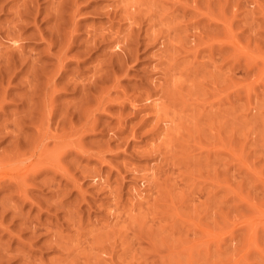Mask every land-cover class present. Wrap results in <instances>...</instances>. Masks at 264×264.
Listing matches in <instances>:
<instances>
[{
    "label": "rangeland",
    "instance_id": "obj_1",
    "mask_svg": "<svg viewBox=\"0 0 264 264\" xmlns=\"http://www.w3.org/2000/svg\"><path fill=\"white\" fill-rule=\"evenodd\" d=\"M0 70V264H264V0H0Z\"/></svg>",
    "mask_w": 264,
    "mask_h": 264
},
{
    "label": "bare ground",
    "instance_id": "obj_2",
    "mask_svg": "<svg viewBox=\"0 0 264 264\" xmlns=\"http://www.w3.org/2000/svg\"><path fill=\"white\" fill-rule=\"evenodd\" d=\"M22 2H23V1H22ZM58 5H59V3H58ZM56 6H57V5H56ZM25 8H27V6H26ZM57 8H58V10H60V9H59L60 6L57 7ZM28 9H31V7H30V8L28 7ZM28 9H27V12L29 11ZM33 9H34V8H33ZM33 9H31L32 11H29V12H34ZM25 10H26V9H24L23 12H25ZM120 10H121V9H120ZM35 12H36V11H35ZM35 12H34V16H36V15L38 14V13L36 12V15H35ZM114 12H115V11H114ZM126 12H127V11H126ZM17 13L19 14V12H16V15H17ZM55 13H56V12L53 13V16H54ZM112 14H113V12H112ZM112 14H111V15H112ZM119 14H120V13H119ZM17 16H18V15H17ZM51 16H52V15H51ZM55 16H56V14H55ZM118 16H119V15H118ZM19 17H20V16H19ZM59 17H60V16H59ZM121 17H123V16H121ZM138 17H139V16H138ZM55 18L57 19V17H55ZM60 18H61V17H60ZM115 18H116V17H115ZM124 18H125V17H124ZM136 18H137V17H136ZM52 19H53V18H52ZM128 19H129V18H128ZM140 19H141V18H140ZM48 20H49V19H48ZM55 21L57 22V20H55ZM55 21H54V22H55ZM56 22H55V23H56ZM58 22H59V19H58ZM72 22H73V21H72ZM119 22H120V21H119ZM61 23H62V22H61ZM61 23H60V24H61ZM73 23H74V22H73ZM75 23H76V22H75ZM123 23H124V22H123ZM60 24H58V25H60ZM134 24H135V23H134ZM137 24H138V23H137ZM56 25H57V24H56ZM77 25H78V24H77ZM135 25H136V24H135ZM162 26H163V25H162ZM53 27H55V26H53ZM53 27H52V29H55V28H53ZM59 27H61V25H60ZM59 27L56 26L57 29H58ZM73 27H76V26L74 25ZM135 27H136V26H135ZM77 28H78V27H77ZM128 28H129V27H128ZM132 28H134V27H132ZM45 29H46V28H45ZM48 29H49V28H48ZM59 29H60V28H59ZM74 29H75V28H74ZM74 29H73V30H74ZM141 29H142V28H141ZM61 30H63V29H60L59 31L61 32ZM66 30H68V29H66ZM66 30L64 31L65 34H67V33H66ZM76 30H77V29H76ZM128 30H129V31H128ZM128 30H127L126 34H127L128 32H131L130 29H128ZM135 30H136V29H135ZM57 31H58V30H57ZM59 31H58V32H59ZM138 31H139V30H138ZM138 31H137L136 33H138ZM146 31H147V30H146ZM151 31H152V30H151ZM161 31H162V30H161ZM161 31H160V33H161ZM164 31H165V30H164ZM40 32H41V31H40ZM42 32H43V31H42ZM52 32H54V31L52 30ZM52 32H51V33H52ZM68 32H69V30H68ZM71 32H72V31H71ZM54 33H56V31H55ZM117 33H118V35H119V32H117ZM131 33L136 34L135 31H134V32H131ZM131 33H130V35H132ZM158 33H159V32H157V34H158ZM160 33H159V34H160ZM39 34H40V33H39ZM56 34H57V33H56ZM56 34H55V35H56ZM62 34H63V32H62ZM128 34H129V33H128ZM151 34H152V33H151ZM154 34H155V33H154ZM154 34H152V35L154 36ZM37 35H38V34H37ZM46 35H47V33H46ZM124 35H125V34H124ZM124 35H123V36H124ZM155 35H156V34H155ZM42 36H43V34H42ZM94 36H95V35H94ZM102 36H105V35H102ZM126 36L128 37V35H126ZM126 36H125V37H126ZM136 36H137V34L134 35L133 37L135 38ZM47 37H48V36H47ZM58 37H59V36H58ZM58 37H57V39H58ZM125 37H124V38H125ZM127 37H126V38H127ZM138 37H139V36H138ZM138 37H136V38L139 39L140 37H139V38H138ZM142 37H144V36H142ZM160 37H161V36H160ZM63 38H64V37H63ZM68 38H69V37H68ZM92 38H93V37H92ZM92 38H91V39H92ZM102 38H103V37H102ZM115 38H116V37H115ZM129 38L134 39V38H132V37H129ZM136 38H135V40H136ZM144 38H145V37H144ZM146 38H147V37H146ZM48 39H50V37H48ZM53 39L55 40L56 37L53 38ZM53 39H52V40H53ZM69 39H70V38H69ZM94 39H96V37H95ZM100 39H101V38H100ZM140 39H141V38H140ZM125 40H126V39H125ZM127 40H128V39H127ZM141 40H142V39H141ZM160 40H162V39H160ZM46 41H47V40H46ZM59 41H60V40H59ZM86 41H87V40H86ZM94 41H96V40H94ZM102 41H103V40H102ZM102 41L98 40V41H96V42H97L96 44H99L98 42H101V43H102ZM113 41H114V40H113ZM120 41H121V40H120ZM123 41H124V40H123ZM129 41H130V39H129ZM132 41H133V40H132ZM132 41H131V42H132ZM142 41H143V40H142ZM142 41H141V42H142ZM151 41L153 42V39H151ZM48 42L50 43V41H48ZM52 42H53V41H52ZM52 42H51V43H52ZM108 42H109V41H108ZM124 42H125V41H124ZM135 42H136V41H134L133 43H135ZM148 42H149V40H148ZM154 42H155V40H154ZM49 43H48L47 45H50V44H51V43H50V44H49ZM67 43H69V41H68ZM113 43H114V42H113ZM136 43H137V42H136ZM136 43H135V44H136ZM53 44H54V43H53ZM53 44H52V47H53ZM58 44H59V43H58ZM58 44H57V45H58ZM94 44H95V42H94L93 44H91V45H94ZM96 44H95V45H96ZM124 44H126V42H125ZM127 44H128V43H127ZM127 44H126V45H127ZM131 44H132V43H131ZM135 44H133V45H135ZM59 45H60V44H59ZM100 45H101V44H100ZM109 45H110V44H109ZM126 45H125V46H126ZM142 45H143V43H142ZM45 46H46V45H45ZM55 46H56V44H55ZM69 46H70V45H69ZM69 46H67V47L69 48ZM85 46H86V45H85ZM85 46H84V47H85ZM102 46H104L103 43H102ZM106 46H107V45H106ZM127 46H129V45H127ZM127 46H126V47H127ZM131 46H132V45H131ZM140 46H141V45H140ZM47 47H49V46H47ZM56 47H58V46H56ZM59 47H60V46H59ZM67 47H66V48H67ZM87 47H88V46H87ZM87 47H86V48H87ZM92 47H93V46H91V47H89V48L93 49L94 47H93V48H92ZM104 47H105V46H104ZM136 47H137V45H136ZM45 48H46V47H45ZM86 48H84V50L87 51L89 48H87V49H86ZM117 48H118V47H117ZM128 48H129V47H127V48H125V49H126V50H130V49H128ZM130 48L132 49V47H130ZM94 49H96V47H95ZM100 49H101V48H100ZM125 49H124V50H125ZM133 49H134V48H133ZM135 49H136V48H135ZM135 49H134V50H135ZM62 50H63V47H62ZM84 50H83V51H84ZM103 50H106V48H105V49L102 48L101 51L103 52ZM120 50H123V49H120ZM120 50H119V48H118V51H120ZM134 50H130V52H131V51H134ZM138 50H139V49H138ZM47 51H48V48H47ZM86 51H84V52H86ZM93 51H94V50H93ZM99 51H100V50H99ZM115 51H116V50H115ZM115 51H113V52H115ZM118 51H117V52H118ZM160 51H161V50H160ZM48 52H49V51H48ZM88 52H92V50H90V51H88ZM102 52H101V53H102ZM122 52H123V51H122ZM125 52H126V51H125ZM125 52H124L123 54H125ZM127 52H129V51H127ZM130 52H129V53H130ZM134 52H135V51H134ZM162 52H163V51H162ZM129 53H126V54L129 55ZM56 54H57V53H56ZM58 54H60V53H58ZM87 54H88V53H87ZM93 54H94V53H93ZM93 54H92V55H93ZM111 54L113 55V57L115 56L118 60L120 59V57H123V56H121V52H120V56H118V55H117L118 53L116 54V52H115V54H113V53H111ZM130 54L132 55V57L134 56V53H130ZM62 55H63V54H62ZM116 55H117V56H116ZM136 55H137V54H135V56H136ZM86 56H87V55H86ZM108 56H109V54H108ZM108 56H107V57H108ZM124 56H126V55H124ZM57 57H59V56H57ZM62 57H63V56H62ZM107 57H106V58H107ZM109 57L111 58V55H110ZM129 57H130V55H129ZM59 58H60V57H59ZM116 58H114L115 61H114L113 59H112V60H113L117 65L119 64V66L117 67V70H116V69H114V70H115L116 72L118 71V73H121L122 70H121V72H120L118 69L121 68V65H122V62H123V61H122L121 64H120V61H121V59H120V61L117 63V62H116V61H117ZM125 58H126V57H125ZM57 59H58V58H57ZM90 59H91V57H90ZM92 59H93V58H92ZM123 59H124V57H123ZM129 59H130V58L126 59V61L129 60ZM131 59H133V58H131ZM134 59H135V57H134ZM59 60H60V59H59ZM107 60L110 61V59H108V58H107ZM105 61H106V60H105ZM105 61H104V62H105ZM109 61H106V62H109ZM124 61H125V60H124ZM126 61H125V62H126ZM131 61H132V60H131ZM58 62H59V61H58ZM104 62H103V64H100V65H101V66H102V65L104 66ZM125 62H124V63H125ZM128 62H129V61H128ZM115 63H113V62L111 63V64H113V65L110 66V69H111V70H112L111 67H113ZM124 63H123V66H124ZM12 64H13V63H12ZM105 64H107V65H105V66H108L110 63H105ZM116 64H115V67H114V68H116V66H117ZM14 66H15V65H14ZM95 66H97V64H96ZM125 66H126V65H125ZM24 67H25V66H24ZM98 67L100 68V66H98ZM119 67H120V68H119ZM107 68H108V67H107ZM122 68H123V67H122ZM122 68H121V69H122ZM93 69H94V68H93ZM102 69H103V68H101V69H99V70H102ZM6 70H7V68H6ZM27 70H28V71H31V70H32V67H30V70L27 68ZM111 70L108 69V71H106V70H105V71H106V72H110ZM123 70H125L124 72H126V69L123 68ZM0 71H1V70H0ZM8 71H9V70H8ZM21 71H22V70H21ZM112 71H113V70H112ZM91 72H92V71H91ZM106 72H104V73H106ZM40 73H41V74H42V73L44 74V72H40ZM94 73H96V71H95ZM99 73L102 74V71L99 72ZM111 73H112V72H111ZM1 74H2V73H1ZM35 75H36V74H35ZM102 75H103V74H102ZM102 75H100V76H102ZM107 75H108V74H107ZM107 75H106V76H107ZM111 75H112V74H111ZM124 75H126V74H124ZM0 76H3V78H4L5 75L2 74V75H0ZM43 76H44V75H43ZM45 76H46V75H45ZM104 76H105V75H104ZM112 76H113V75H112ZM117 76H118V75H117ZM122 76H123V75H122ZM6 77H9V75L6 76ZM6 77H5V78H6ZM94 77H95V75H94ZM94 77H93V79H94ZM96 77H97V74H96ZM98 77H99V76H98ZM98 77H97V78H98ZM102 77H103V76H102ZM114 77H116L115 74H114ZM0 78H1V77H0ZM5 78H4V79H5ZM10 78H11V77H10ZM106 78H108V77H106ZM111 78H112V77H111ZM119 78H120V76H119ZM46 79L48 80L47 77H46ZM46 79H45V81H46ZM51 79H52V77H51ZM51 79L48 80L49 82H48V81H46V82L50 83ZM89 79H90V78H89ZM99 79H100V78H98L97 80H99ZM101 79H102V78H101ZM112 79H114V78H112ZM116 79H117V77H116ZM116 79H114V80H116ZM6 80H7V79H5V81H6ZM71 80H72V79H71ZM94 80H95V79H94ZM97 80H96V81H97ZM114 80H113V81H114ZM8 81H9V80H8ZM8 81H7V82H8ZM68 81H69V80H68ZM92 81H93V80H92ZM101 81H104V80L102 79ZM2 82L4 83V80H3ZM51 82H52V81H51ZM69 82H70V81H69ZM48 83H47L46 85H48ZM76 83H77V82H76ZM101 83H102V82H101ZM105 83H106V81H105ZM6 84H7V83H6ZM10 84H11V83H10ZM93 84L95 85V82H94ZM93 84H92V85H93ZM98 84H100V83H98ZM4 85H5V84H4ZM27 85H28V83H27ZM32 85H34V83H33ZM32 85H31V87H32ZM67 85H70V84H67ZM75 85H76V84H75ZM80 85H81V84H80ZM80 85H78V86H79V87H78V90H79V92L82 93V91H80V90H81V89L83 90L84 87H83L82 85H81L82 87H80ZM83 85H84V84H83ZM92 85H90V87H91ZM94 85H93V86H94ZM0 86H2V85L0 84ZM6 86H7V85H6ZM9 86H10V85H9ZM29 86H30V84L28 85V87H29ZM35 86H36V85H34L33 87H35ZM76 86H77V85H76ZM85 86H86V85H85ZM102 86H103V85H102ZM104 86H105V85H104ZM106 86H107V85H106ZM106 86H105V87H106ZM70 87H72V86H70ZM73 87H75V86H73ZM105 87H104V88H105ZM1 88H2V87H1ZM47 88H48V87H47ZM80 88H81V89H80ZM85 88H87V87H85ZM102 88H103V87H102ZM104 88H103V89H104ZM109 88H110V87H109ZM112 88H115V87L112 86ZM28 89H29V88H28ZM32 89H33V88H31V90H32ZM76 89H77V88H76ZM90 89H92V87H91ZM116 89H118V87H117ZM150 89H151V88H150ZM39 90H40V89H39ZM39 90L36 89V91H39ZM46 90H47V89H46ZM54 90H55V89H54ZM85 90H86V89H85ZM85 90H84V91H85ZM100 90H102V89H100ZM151 90H152V89H151ZM151 90H149V88H148V91H151ZM27 91H29V90H27ZM42 91H44V90H41V92H42ZM75 91H76V90H75ZM89 91H90V90H89ZM91 91H92V90H91ZM104 91H105V89H104ZM139 91H140V90H139ZM142 91H143V90H142ZM31 92H32L31 95H33L34 89H33V91H31ZM39 92H40V91H39ZM54 92H55V91H54ZM76 92H77V91H76ZM93 92H94V91H93ZM102 92H103V91H102ZM102 92H101V93H102ZM108 92H109V91H108ZM108 92H107V93H108ZM116 92H117V91H116ZM121 92H122V91H121ZM121 92H119V93H121ZM151 92H152V91H151ZM52 93H53V92H52ZM85 93H87V92H84V93H82V94H85ZM89 93H90V92H89ZM104 93H105V92H104ZM107 93H105V94H107ZM122 93H123L124 95L126 94V93H124V92H122ZM127 93H128V92H127ZM129 93H130V92H129ZM37 94H38V92H37ZM37 94H35V96L33 95V97H37ZM105 94H104V96H105ZM133 94H134V93H133ZM6 95H7V94L5 93V89H3V92H2V95H1L2 98L0 97V102H1L2 99H3V100H2V101H3L2 103L5 102L4 99L6 98ZM47 95H48V94H47ZM47 95H46V96H47ZM50 95H51V93H50ZM50 95H49V96H50ZM85 95H86V94H85ZM121 95H122V94H121ZM136 95H137V93H136ZM136 95H135V96H136ZM138 95H139V94H138ZM145 95H146V94H145ZM147 95H148V93H147ZM147 95H146V97H148ZM153 95H154V94H153ZM155 95H156V94H155ZM29 96H30V95H29ZM43 96H44V95H43ZM81 96H82V95H81ZM88 96H90V94H89ZM95 96H96V95H95ZM95 96H94L93 98H95ZM119 96H120V95H119ZM128 96H129V95L127 94L126 97H128ZM132 96H133V95H132ZM135 96H133V97H135ZM150 96L152 97V95H150ZM160 96H161V94H160ZM97 97H98V96H96V99H97ZM102 97H103V96H102ZM102 97H101V98H102ZM122 97H123V95H122ZM137 97H138V96H137ZM38 98H39V97H38ZM101 98H100V99H101ZM118 98H119V97H118ZM118 98H116V99H118ZM138 98H139V99H140V98H142V99L144 98V99L147 100V98H145L144 95H143L142 97H138ZM138 98L136 99V100H138V101H136V102H138V104H139L140 101H141L142 99L139 101ZM155 98H156V97H155ZM30 99H31V96H30ZM35 99H36V98H35ZM47 100H48V97H47ZM97 100H98V99H97ZM108 100H109V99H108ZM118 100H119V99H118ZM125 100H126V99H125ZM133 100H134V98H133ZM133 100H132V102H133ZM148 100H149V99H148ZM148 100H147V101H148ZM160 100H161V99H160ZM29 101H30V100H28V102H29ZM45 101H46V100H45ZM45 101H42V99H41V102H45ZM48 101H49V100H48ZM50 101H51V99H50ZM99 101H100V100H99ZM99 101H98V102H99ZM30 102H31V101H30ZM96 102H97V101H96ZM111 102H114V101H111ZM125 102H127V101H124V102H122V103L125 104ZM150 102H152V101H150ZM33 103H34V102H33ZM50 103H51V102H50ZM50 103L48 102L47 105H49ZM102 103H103V102H102ZM108 103H110V102H108ZM108 103H107V104H108ZM116 103H117V102H116ZM129 103H130V102H129ZM133 103H135V102H133ZM133 103H132V104H133ZM141 103H143V104H142V105H143L142 107H144V106L146 105V104L144 105V102H143V101H141ZM27 104H29V103H27ZM43 104H44V103H43ZM43 104H42V105H43ZM45 104H46V102H45ZM45 104H44V105H45ZM52 104H53V103H52ZM136 104H137V103H136ZM147 104H148V103H147ZM150 104H151V103H150ZM0 105H2V104H0ZM33 105H34V104H33ZM47 105H46V106H47ZM50 105H51V104H50ZM50 105H49V106H50ZM100 105H101V104H100ZM102 105H103V104H102ZM102 105H101V106H102ZM117 105H118V106H117ZM117 105H116V106H117L118 109H119V107H120L119 105H122V104L117 103ZM140 105H141V104H139V107H140ZM51 106H52V105H51ZM98 106H99V104H98ZM126 106L128 107V104H127ZM43 107H44V106H43ZM108 107H110V105H108ZM127 107H126V108H127ZM130 107H133V106L130 105L129 108H130ZM139 107H138V108H139ZM48 108H49V107H48ZM48 108L46 107V108H44V109L47 110ZM50 108H51V107H50ZM106 108H107V107H106ZM146 108H147V105H146ZM146 108H144V109H146ZM150 108H151V107H150ZM29 109H31V108L29 107ZM51 109H52V108H51ZM141 109H142V108H141ZM151 109H152V108H151ZM42 110H43V109H42ZM152 110H154V108H153ZM152 110H151V111H152ZM2 111H3V110H2ZM44 111H45V110H44ZM48 111H49V110H48ZM48 111H47V112H48ZM56 111H57V110H56ZM135 111H136V110H135ZM140 111H141V110H140ZM154 111H155V110H154ZM159 111L161 112L160 109H159ZM49 112H50V111H49ZM137 112H139V110L136 111V113H137ZM155 112H157V111H155ZM160 112H158V113H160ZM30 113L32 114L33 112H30ZM30 113H29V114H30ZM34 113H35V112H34ZM38 113H39V112H38ZM38 113H37L36 115H38ZM40 113H42V112H40ZM40 113H39V116L41 117ZM163 113H164V112H163ZM48 114H49V113H48ZM121 114H122V113H121ZM137 114H138V113H137ZM154 114H155V113H154ZM156 114H157V113H156ZM49 115H50V114H49ZM49 115H48V116H49ZM43 116L46 117L47 114H46V116H45V115H43ZM48 116H47V118H48ZM120 116H121V115H120ZM157 116H158V118H159L160 115L157 114ZM28 117H29V115H28ZM53 117H54V116H53ZM73 117H74V116H73ZM112 117H113V116H112ZM114 117H115V118H114ZM114 117H113V120H114V119H115V120H118L117 118H119V117H117V116H114ZM51 118H52V116H51ZM164 118H165V117H164ZM164 118H163V120H164ZM24 119H25V117H24ZM120 119H121V118H120ZM45 120H46V119L44 118V121H45ZM48 120H49V118H48ZM48 120H47V121H48ZM159 120H160V119H159ZM164 121H165V120H164ZM161 122H162V121H161ZM45 123L47 124L48 122L45 121ZM157 123H158V122H157ZM157 123H156V124H157ZM119 124H120V126H121V123H120V122L118 123V125H119ZM161 124H162V123H161ZM82 125H83V124H82ZM85 125H86V124H85ZM92 125L94 126V123H92ZM122 125H123V124H122ZM125 125H126V124H125ZM125 125H123V126H125ZM18 126H19V123H18ZM93 126H92V127H93ZM120 126H119V127H120ZM74 128H75V127H74ZM81 128H82V127H81ZM85 128H86V126H85ZM157 128H158V127H157ZM75 129H76V128H75ZM75 129H74V130H75ZM121 129H122V128H120V129H118V130L120 131ZM125 129H126V128H125ZM154 129H155V128H154ZM158 129H159V128H158ZM77 130H78V129H77ZM88 130H89V129H88ZM152 130H153V129H152ZM152 130H151V131H152ZM80 131H81V130H80ZM84 131H85V130H83L82 133H83ZM90 131H92V130H90ZM119 131H118V132H119ZM131 131H132V130H131ZM76 132H77V131H76ZM87 132H88V131H87ZM82 133H80V134H82ZM80 134H79V135H80ZM83 134H84V133H83ZM83 134H82V135H83ZM163 135H164V134H163ZM80 136H81V135H80ZM154 137H155V136H154ZM154 137H153V138H154ZM78 143H79V142H78ZM161 143H162V142H161ZM78 148H79V147H78ZM78 148H77V149H78ZM79 150H80V148H79ZM79 150H78V152H79ZM80 151H81V152H79V153H81V158H82V156H84V155H82V152L86 151V149L84 150V148L81 147V150H80ZM85 153H86V152H85ZM85 153H84V154H85ZM87 154H88V153H87ZM79 155H80V154H79ZM63 171H64L63 175H65V171H66V169H64ZM63 171H62V172H63ZM30 172H31V171H30ZM67 173H68V172H67ZM67 173H66V174H67ZM27 175H29V173H27ZM29 176L31 177V175H29ZM32 176H34V175L32 174ZM66 176H67V175H66ZM23 177H24V176H23ZM30 177H29V178H30ZM64 177H65V176H64ZM69 177H70V176H69ZM25 178H28V177L25 176L24 179H25ZM31 178H32V177H31ZM31 178H30V179H31ZM33 178H34V177H33ZM24 179H23V180H24ZM68 179H70V178H68ZM44 181H45V180H44ZM21 182H22V181H21ZM42 182H43V181H41V183H42ZM23 183L25 184L24 181H23ZM23 183H22V184H23ZM38 184H39V183H38ZM40 185H41V184H40ZM46 186H47V185H46ZM20 189H21V187H20ZM23 189H24V188H23ZM20 191H22V190H20ZM25 192H26V191H25ZM51 192H52V191H51ZM22 193H23V192H22ZM52 193H53V192H52ZM25 199H26V198H25ZM116 218H118V216H117ZM119 218H120V217H119ZM117 221H118V219H117ZM68 222H69V220H68ZM71 222H72V220H71ZM77 223L79 224V221H77ZM74 225H75V224H74ZM82 225H83V224H82ZM71 226H72V224H71ZM77 226H78V225H77ZM85 226H86V225H85ZM38 227H39V226H38ZM35 228H36V227H35ZM56 228H57V227H56ZM83 229H84V228H83ZM85 229H87V228H85ZM113 229H114V228H113ZM37 230H38V229H37ZM116 231L118 232V230H116ZM55 232H56V231H55ZM58 232H59V231H58ZM90 232H91V231H90ZM78 234H79V233H78ZM80 234H81V233H80ZM116 234H118V233H116ZM54 235H55V234H54ZM96 235H97V234H96ZM99 235H100V234H99ZM59 236H60V235H59ZM97 236H98V235H97ZM107 236H108V235H107ZM107 236H106V237H107ZM111 236H114V235H111ZM76 237H77V235H76ZM76 237H75V238H76ZM93 237H94V236H93ZM77 238H78V237H77ZM114 238H115V237H113L112 239H114ZM51 239H52V238H51ZM95 239H96V238H95ZM95 239H94V240H95ZM106 239H108V237H107ZM82 240H83V239H82ZM116 240H117V239H116ZM119 240H120V239H119ZM129 240H130V239H129ZM74 241H75V240H74ZM97 241H98V240H97ZM108 241H109V240H108ZM95 242H96V241H95ZM113 242H114V240H113ZM113 242L111 241V244H109V245L111 246V245L113 244ZM80 243H81V242H80ZM117 243H118V241H117ZM47 244H48V243H47ZM66 244H67V243H66ZM87 244H89V243H87ZM130 244H131V243H130ZM73 245H74V244H73ZM115 245H116V244H115ZM63 246H64V245H63ZM77 246H78V244H77ZM86 246H87V245H86ZM95 246H96V245H95ZM105 246H106V245H105ZM126 246H127V245H126ZM51 247H52V246H51ZM83 247H84V246H83ZM100 247H101V246H100ZM111 247H112V246H111ZM117 247H118V246H117ZM90 248H91V247H90ZM96 248H97V247H96ZM69 249H70V248H69ZM99 249H100V248H99ZM105 249H106V248H105ZM108 249H109V248H108ZM111 249H112V248H111ZM60 250H61V249H60ZM63 250H64V249H63ZM63 250H62V251H63ZM87 250H89V249H87ZM109 250H110V249H109ZM115 250H116V249L114 248V251H115ZM122 250H123V249H122ZM159 250H160V249H159ZM90 251H91V250H90ZM106 251H107V250H106ZM119 251H120V250H119ZM116 252H117V251H116ZM116 252H115V253H116ZM67 253H68V249H67ZM101 253H102V252H101ZM105 253H106V252H105ZM109 253H110V252H109ZM135 253H136V252H135ZM135 253H133V254H135ZM153 253H154V252H153ZM107 254H108V253H107ZM150 254H151V252H150ZM65 255H66V253H65ZM70 255H71V254H70ZM80 255H81V254H80ZM87 255H88V254H87ZM96 255H97V254H96ZM112 255H114V253H112ZM119 255H120V254H119ZM121 255H122V254H121ZM68 256H69V255H68ZM73 256H74V255H73ZM82 256H83V255H82ZM97 256L99 257L100 255H97ZM104 256H105V255H104ZM108 256H109V255H108ZM114 256H115V255H114ZM134 256H135V255H134ZM145 256H146V254H145ZM156 256H157V255H156ZM162 256H163V255L161 254V257H162ZM64 257H65V256H64ZM106 257H107V256H106ZM119 257H120V256H119ZM119 257H118V259H119ZM123 257H124V255H123ZM141 257H142V256H141ZM147 257H148V256H147ZM161 257H160V258H161ZM163 257H164V256H163ZM107 258H108V257H107ZM125 258H126V257H125ZM131 258H132V257H130V259H131ZM100 259H101V258H100ZM108 259L110 260V257H109ZM112 259H113V257H112ZM112 259H111V260H112ZM115 259L117 260V258H115ZM121 259H123V258H121ZM162 259H163V258H162ZM162 259H161V260H162ZM164 259H165V258H164ZM164 259H163V261H164ZM74 260H75V259H74ZM111 260H110V261H111ZM116 260H115V261H116ZM131 260H132V259H131ZM72 261H73V260H72ZM88 261H89V259H88ZM102 261H104V260L102 259ZM102 261H101V262H102ZM110 261H109V262H110ZM119 261H120V260H119ZM125 261H126V259H125ZM148 261H149V259H148ZM151 261H152V259H151ZM22 262H23V261H22ZM98 262H99V261H98ZM113 262H114V260L111 262V264H113ZM123 262H124V261H123ZM128 262H129V261H128ZM128 262H127V263H128ZM99 263H100V262H99ZM119 263H120V262H119ZM119 263H118V262H117V263L115 262L114 264H119ZM127 263L125 262V264H127ZM130 263H131V262H130ZM161 263H162V262H161ZM22 264H23V263H22ZM24 264H26V263L24 262ZM82 264H83V263H82ZM86 264H88V263L86 262ZM103 264H104V262H103ZM109 264H110V263H109ZM153 264H154V262H153ZM164 264H165V263H164Z\"/></svg>",
    "mask_w": 264,
    "mask_h": 264
}]
</instances>
